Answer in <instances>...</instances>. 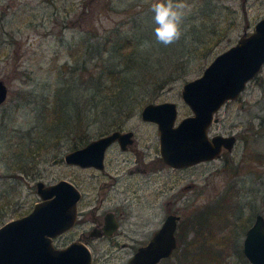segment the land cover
<instances>
[{"label": "rangeland", "instance_id": "1", "mask_svg": "<svg viewBox=\"0 0 264 264\" xmlns=\"http://www.w3.org/2000/svg\"><path fill=\"white\" fill-rule=\"evenodd\" d=\"M206 1L179 0L184 4L181 30L185 33L193 22L206 18L209 24L212 16L218 17L221 20L217 23L228 27L214 46L217 52L251 31L255 21L264 15V0H213L219 7L215 6L211 16L201 15L199 4L203 6ZM155 2L0 0V78L7 85V95L0 103V224L32 207L39 198L36 179L50 182L60 176L74 178L82 188V208L87 209L100 195L102 205H112L114 201L128 203L125 209L131 207L128 213H135L130 217L140 216L144 220L138 224L141 229L156 226L163 218L170 190H166L167 196L157 198L153 187L173 181L174 173L167 166L159 170L153 165L148 167L157 151V126L154 121L140 116L145 101L137 104L121 124L123 128L134 129L136 143L132 149L146 159L141 163L148 167L145 171L130 173L133 162L123 161L122 157L127 154L134 159L137 153L134 150L119 152L114 147L108 150L106 166L112 176L59 159L79 134L93 137L114 128L109 124L113 115L102 112L101 104L94 105V97L91 101L90 76L104 67L111 53H116L115 61L121 60L124 64V51L132 44L137 49L153 51V67L165 68L162 75L161 69L158 77L146 80V88H136L133 99L143 96L146 101L175 100V121L191 112L181 96V88L187 78L202 71V67L191 68L197 59L190 60L188 66L192 71L185 77L176 76L160 87L153 86L172 69L169 61L179 59L177 53L182 50L180 39L169 46L156 41L150 11ZM127 36L131 37L132 44ZM161 51L160 60L155 59ZM261 76L264 78V63L235 98L227 99L215 111L218 118L211 122L208 133H235L236 141L231 149L223 148L219 156L190 167L191 175H186L185 180H192L195 185L180 191L176 189L177 199L172 198L171 202L180 212L179 244L157 264H184L187 259L184 257H188L191 264H250L241 251L242 238L255 212L264 215V86ZM66 85L70 89H63ZM57 95L67 113L73 108L70 124L58 129L59 133L68 134L47 136V146H40L32 157L25 155L23 147L38 144L40 134L57 131L45 108V101L52 100L53 104ZM21 157L29 164L27 171L16 168ZM155 176L157 181L153 179ZM136 180L138 193L132 192ZM182 181L175 179V188ZM83 226L88 228L90 221L54 236L53 242L61 245L76 238ZM94 239L95 242H87L94 264H126L139 243Z\"/></svg>", "mask_w": 264, "mask_h": 264}, {"label": "water", "instance_id": "2", "mask_svg": "<svg viewBox=\"0 0 264 264\" xmlns=\"http://www.w3.org/2000/svg\"><path fill=\"white\" fill-rule=\"evenodd\" d=\"M263 63L264 15L255 21L251 31L218 51L199 74L182 83L181 96L190 106V113L175 123V100L145 102L140 115L157 123L163 159L182 165L213 157L222 147L230 149L236 139L234 133L216 132L209 136L207 128L217 120L215 111L221 104L235 98ZM6 95L7 85L0 78V103ZM132 133L130 128H112L67 150L64 159L102 166L106 145L116 139L125 147L133 140ZM35 184L39 198L32 207L0 224V264H92L89 245L81 239L74 238L61 245L53 242L54 236L75 221L79 188L64 177L50 182L38 178ZM177 217V214H167L149 241L140 244L126 264H156L161 257L171 254L177 244L174 233ZM241 249L250 264H264L262 212H256L246 227Z\"/></svg>", "mask_w": 264, "mask_h": 264}, {"label": "trees", "instance_id": "3", "mask_svg": "<svg viewBox=\"0 0 264 264\" xmlns=\"http://www.w3.org/2000/svg\"><path fill=\"white\" fill-rule=\"evenodd\" d=\"M210 1L213 2V0H207L206 4L203 6H200L199 4V12L201 15L205 16H211L213 10H215V6L219 7V5L216 2H213L210 4ZM222 7H226L225 4H220ZM204 20L200 22H193L186 30L185 33H182V36L180 38L182 42V50L177 53L179 59H171L169 62L172 64V69L165 72L163 77L161 78V82H158L157 84H154L153 86L160 87L162 84L173 77L176 76H183L185 77L187 73H190L195 69H199L200 67H203L208 63V61L216 54L217 51H214V46L222 39V36L225 34L226 29L228 26L226 25H219L217 22H220L218 17L212 16L211 23L207 24ZM199 24V25H198ZM187 34H191L190 36H187ZM127 41L131 42V37H126ZM160 51V50H159ZM150 49L142 50L137 49L135 46H131V48H128L124 51V60L121 64V60L115 61L114 57L116 56V53H111L109 58L110 60H107V62L104 64V67L102 69H99L95 74H92L90 76L92 88L90 92L91 101L93 97L95 98L94 105H100V110L102 112H107L110 115H113L110 119L109 124H111L114 128H120L123 120L132 113L135 106L137 104H141L143 101L147 102L143 98V96L134 98V95H136V88L138 87H147L146 80L148 78H155L159 76V72L162 69L161 75L164 73L165 68L160 66L153 67V57L151 54ZM137 54H141L140 56ZM177 54L174 57H177ZM163 55V52L161 51L160 54L155 56L154 58L157 60H160V57ZM151 56V57H150ZM197 59L196 62H194V66L190 68L188 64L190 63V60ZM174 60V61H173ZM157 68V69H156ZM149 73V74H148ZM195 75V74H194ZM193 75V76H194ZM192 76V77H193ZM258 76V75H257ZM188 79V78H187ZM260 81L262 82L264 86V78L261 76ZM139 85V86H138ZM64 88L70 89L68 85H66ZM152 89V92L153 93ZM74 90L72 89V93ZM59 95V94H58ZM56 96V99L45 102L47 105L45 106L46 110L48 111V114H51L50 119L53 120L51 122V125L53 127H58L57 131L55 130L54 133L51 132H45L43 134H40V141L38 144H35L33 146H29V148L23 147L25 150H22V152H25L26 154H29L32 156L35 155V151L40 148V146H47L48 137L47 136H53V135H63L68 133H59L60 128H64L68 126L70 123V116L72 115V107L67 113L64 108L61 101V97ZM75 99V98H74ZM150 101V100H148ZM51 102V104H49ZM76 102V99L75 101ZM144 102V103H145ZM77 110V108H76ZM58 119V120H57ZM48 126V125H47ZM50 126V125H49ZM47 129V128H46ZM74 129V128H73ZM70 129V130H73ZM112 129V128H111ZM106 131V130H105ZM104 132V131H101ZM98 132V133H101ZM97 133V134H98ZM84 133L79 134L71 143V146H76L79 144H82L81 142H86L91 137H85ZM34 154V155H32ZM24 157V156H23ZM27 163V162H26ZM22 161V157L19 158V163L17 165V170L27 171L28 165H26ZM23 214V213H22ZM179 242H177V245ZM184 262V264H191V260L188 257Z\"/></svg>", "mask_w": 264, "mask_h": 264}, {"label": "flooded vegetation", "instance_id": "4", "mask_svg": "<svg viewBox=\"0 0 264 264\" xmlns=\"http://www.w3.org/2000/svg\"><path fill=\"white\" fill-rule=\"evenodd\" d=\"M145 120H148V119H145ZM151 121H153V120H151ZM177 121H175V123ZM156 126H157V123H156ZM120 128L121 129H129V127H127V128L120 127ZM156 128H157V134H156L157 135V137H156V140H157V142H156L157 151H156L154 159H152L149 162L148 167L153 165L154 169L159 170L162 166H167L174 173V176L172 177L173 181H170V182L166 181L161 186H154L153 187V189H155L154 193L157 196V198L160 197V196H164L165 197L166 190L167 189L170 190V192L167 194V195H169L167 197V200H169V201H168V204H167V207H166V212L164 213L163 218L160 221L158 220V222L156 223V226L149 227L148 229H145V228L141 229V227H139L138 224L141 223V222L144 223V220L139 218L140 216L138 218L137 217H134V218L130 217V215L134 216L135 213L134 212L128 213L131 210V207H129L127 210L125 209V207L128 206V203L120 202V201H114L112 203V205H102V199L103 198L100 197V195H99V197H98L96 202H90L88 204L87 209L86 208H82L83 206H80V204L82 203V200H83L82 199L83 195H84V191L82 190V188L79 186L77 181L74 180V178L60 176L59 178L64 177V178H67V179L71 180L80 190V196H79V198L77 199V202H76L77 211H76L75 221H74L72 226L68 227L64 231L69 230L71 227H73L75 225L82 226V225H84V222L86 220H89L90 221V226H88V228H85V226H83V228H81V231H80V233L78 234V236L76 238H79L83 242H86V243L87 242H95L94 238H99L98 240L103 239L104 242H139L136 245V247L134 248V250H135L140 244H143V243L149 241V239L153 235V232L161 225L162 221L164 220V218L166 217L167 214L173 213V214H177L178 215L174 233H175V236H176V242H179V240H178L179 237L177 235V233H178L177 226H178V222H179V218H180V212L178 211L179 207H176L175 205H171V202L173 201V199L174 200L177 199V196H178L175 193V191H176V189L180 191L182 189H185L186 187H188V188L191 187L192 188V186L195 185V182H193L192 180H185L186 175H189V176L191 175L190 167L195 165V164H197V163H199V162H202V161H205V160H208V159H212V158H214L216 156H219L221 154V151L223 150V148H226V147H222L218 154H216L215 156L210 157V158H204V159H200V160H197V161H194V162H191V163H188V164H182V165L171 164V163H169V162H167V161H165L163 159V156H162L161 151H160L159 129H158V127H156ZM130 129L133 130V133H132L133 140L130 143H127V145L125 147H122L121 144L116 139H113L112 141H110L106 145V147L104 149V152H103V165L102 166H97V165H94V164L81 165V164H79L77 162H67L64 159L63 155H64V153L67 150H69L71 148H74V147H77V146H80V145H82L84 143L76 145V146H70L68 149H66L62 153V155H61V157L59 159L62 162L70 164V165L80 166V167H89V168H91L93 170V172H96V171L103 172V173H106V174H109V175L112 176L113 174L106 168L108 150L110 149V147H114V148H116V150L119 149L118 151L119 152H123V153L124 152L127 153L130 150H134L135 148L134 149H132V148L135 146L134 144L136 143L135 142L136 141V136H135L134 129L133 128H130ZM107 131H109V130H107ZM107 131L98 133V134H96L93 137L101 135V134H103V133H105ZM207 131H208V128H207ZM212 134H214V133H212ZM212 134H209V136L212 135ZM93 137H91V138H93ZM235 141H236V139H235ZM134 151H135V154L137 153L134 159H131L130 156H128L127 154H124L123 157H122L123 161H130L131 160V162H133V165L129 167V172L133 173V174H135V172H134L135 170L136 171H139V170L140 171H145L148 168L146 165L141 164V163L146 162V159H143L141 154L138 155L139 153L136 150H134ZM115 160H116V158H115ZM180 178L182 180H184V181H182V183L179 185L178 188H175V179H180ZM153 179H155L157 181L156 176ZM137 187H138L137 180L133 181V190H132V192L138 193ZM64 231H62L61 233H63ZM61 233H59V234H61ZM71 239H74V238L72 237L68 241H70ZM68 241H66V242H68ZM176 246H177V244H176ZM241 246H242V244H241ZM241 251H242V249H241ZM91 254H92V252H91ZM169 255L161 257L159 259V261L164 259V258H166V257H168ZM159 261H157L156 264L159 263ZM126 262H127V260H126ZM92 264H94L93 263V254H92Z\"/></svg>", "mask_w": 264, "mask_h": 264}, {"label": "clouds", "instance_id": "5", "mask_svg": "<svg viewBox=\"0 0 264 264\" xmlns=\"http://www.w3.org/2000/svg\"><path fill=\"white\" fill-rule=\"evenodd\" d=\"M116 0H114V3ZM184 4L179 0H156L151 5L154 34L158 43L169 46L177 42L182 36Z\"/></svg>", "mask_w": 264, "mask_h": 264}]
</instances>
